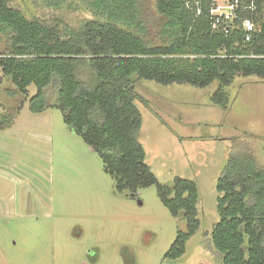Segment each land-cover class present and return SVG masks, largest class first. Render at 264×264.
Here are the masks:
<instances>
[{
	"label": "rangeland",
	"instance_id": "374dc122",
	"mask_svg": "<svg viewBox=\"0 0 264 264\" xmlns=\"http://www.w3.org/2000/svg\"><path fill=\"white\" fill-rule=\"evenodd\" d=\"M12 2L51 19L41 0ZM156 2L141 0L150 23L159 16ZM62 14L78 22L88 12L75 0ZM149 38L160 43L154 31ZM135 87L143 116L137 138L159 183L182 177L199 187L201 227L186 253L165 260L185 220L172 216L158 186L119 192L62 111L32 112L36 86L12 94L16 86L0 67V264H222L212 241L220 221L216 186L231 156L254 155L264 167V79L235 77L227 108L213 101L217 80L198 88L141 79Z\"/></svg>",
	"mask_w": 264,
	"mask_h": 264
},
{
	"label": "trees",
	"instance_id": "16d2710c",
	"mask_svg": "<svg viewBox=\"0 0 264 264\" xmlns=\"http://www.w3.org/2000/svg\"><path fill=\"white\" fill-rule=\"evenodd\" d=\"M73 1L41 0L50 22L0 0L1 71L16 86L12 94L28 95L36 86L32 112L62 111L64 122L102 158L119 192L158 186L172 216L185 220L165 255L173 262L201 227L199 187L182 177L159 183L137 138L143 116L135 84L146 79L205 88L217 80L213 101L227 108L226 88L235 77L264 79V21L246 41L242 29L229 37L213 30V0H157L154 23L141 0H79L87 16L67 21L63 6ZM257 2L260 8L264 0ZM152 31L160 43L150 40ZM216 189L220 221L212 241L222 264H264V167L254 155L231 156Z\"/></svg>",
	"mask_w": 264,
	"mask_h": 264
},
{
	"label": "built area",
	"instance_id": "2783aa9c",
	"mask_svg": "<svg viewBox=\"0 0 264 264\" xmlns=\"http://www.w3.org/2000/svg\"><path fill=\"white\" fill-rule=\"evenodd\" d=\"M210 15L215 32L229 37L242 29L245 40L250 41L264 21V3L259 8L257 0H213Z\"/></svg>",
	"mask_w": 264,
	"mask_h": 264
},
{
	"label": "water",
	"instance_id": "95a60500",
	"mask_svg": "<svg viewBox=\"0 0 264 264\" xmlns=\"http://www.w3.org/2000/svg\"><path fill=\"white\" fill-rule=\"evenodd\" d=\"M75 133V132H74Z\"/></svg>",
	"mask_w": 264,
	"mask_h": 264
}]
</instances>
